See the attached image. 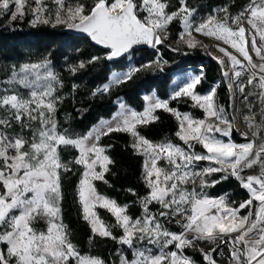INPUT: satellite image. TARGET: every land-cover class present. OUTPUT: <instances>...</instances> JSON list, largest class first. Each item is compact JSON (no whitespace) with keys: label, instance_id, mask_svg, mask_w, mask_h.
<instances>
[{"label":"snow or ice","instance_id":"1","mask_svg":"<svg viewBox=\"0 0 264 264\" xmlns=\"http://www.w3.org/2000/svg\"><path fill=\"white\" fill-rule=\"evenodd\" d=\"M13 3L15 8L9 18L15 21L17 14L20 18L26 14V0H0V15L7 14ZM52 3L56 6L54 13L43 0H35L31 23L52 27L63 24L84 33L95 45L108 50V61L125 57L136 45L157 48L168 39V26L179 20L183 28L180 42L189 49L208 48L194 33L213 38L218 42L214 47L222 56L211 52L209 55L220 65L224 78L231 81L248 72L247 83L259 87L264 97V0H248L235 15L227 7L219 9L222 16L210 15L200 22L194 19L195 9L187 5V0H179L175 11L167 10V0H114L111 4L95 0L87 13L82 4L73 6L66 0ZM99 59L93 56L88 64ZM50 64L44 59L22 64L18 69L14 66L8 77L0 80V264H105L98 257L81 254L63 223L61 181L63 173L73 171L70 165L82 169L77 198L93 236L111 238L132 249L131 258L121 255L119 264H193L184 250L195 248L197 241L207 248H200L206 264H219L218 257L225 254V264H264V139L256 145L255 139L237 144L218 138L217 134L231 137L233 121L227 119L223 107L215 104V87L204 95L197 92L204 79L203 70L184 75L171 97L191 100L194 107L203 111V119L181 113L155 96L145 97L143 111L121 101L109 120L101 119L85 134L73 136L68 129L61 131L55 118L63 99L56 94L57 85L62 84ZM153 64L159 66L160 61L142 67ZM86 67L85 62H80L70 71L76 74ZM140 70L131 67L112 72L109 82L96 88L92 95L107 94L112 87L132 80ZM158 110L170 113L178 121L175 135L187 145V150L170 141L154 144L139 133V126L159 120L155 114ZM244 119L250 130L254 126L257 129L252 132L253 137L260 139L261 125L255 123L254 117ZM112 133L130 134L131 147L146 157L144 175L149 192L140 201L143 215L135 219L127 214L126 205L120 206L99 194L94 184L108 183L106 173L114 162L107 154L111 146H102L100 139ZM241 135L247 140V132ZM192 141L199 143L204 152L193 151ZM69 148L77 155L65 162L61 150ZM162 159L168 169L159 166ZM201 161L209 166L194 170ZM257 166L258 174L241 175ZM216 173L224 175L207 179ZM229 176L237 179L249 194L238 208L231 207L224 197L209 198L203 194L205 188ZM189 183L193 185L191 189L187 187ZM153 204L159 206L158 212L150 210ZM97 207L114 216L116 226L122 230L120 237L114 236L111 227L100 219L94 211ZM245 208L249 209L248 214L240 216V210ZM164 220L174 221L182 230L170 231ZM41 221L46 225L43 230L36 226ZM221 245L227 246V253Z\"/></svg>","mask_w":264,"mask_h":264},{"label":"rangeland","instance_id":"2","mask_svg":"<svg viewBox=\"0 0 264 264\" xmlns=\"http://www.w3.org/2000/svg\"><path fill=\"white\" fill-rule=\"evenodd\" d=\"M244 1H246V3H244ZM113 2H114V0H107L108 4H111ZM43 3L48 6L50 12L54 13L56 6L52 3V0H43ZM66 3L73 5V6L76 4H82L85 6V12L87 13L88 11H90L91 7L94 6L95 0H66ZM167 3L169 5L167 10L169 11L173 7V5H172L173 2H172V0H167ZM242 3H244L243 6H240ZM247 3H248V0H187V5L190 8L195 9L194 19L196 20V22H200V21L208 18L210 15L222 16L223 13L218 12V10L225 8V7L228 8L229 12L232 15H235L236 13L241 11ZM34 6H35V0H26L25 9H24L26 14L22 18H20L19 14H17L18 18L15 21H12L9 17L11 15V11H13L15 8V5L13 3L12 5H10V11L7 14L0 15V26L5 27L3 30L9 31L8 28L15 29V28H18V25H25L26 24V25H28V27L30 26L32 28L38 27L40 25H45L43 23H37L35 25H33L31 23V21L33 20V14H32L31 8ZM141 15H143V13ZM45 26H48L51 30L59 32L60 34L66 33L65 30L67 29V27L63 24L57 25L55 27H52L51 24H48ZM178 30H179V32H178ZM182 31H183V28H182L179 20H174L168 26V39L167 40L169 42L173 43L174 48L179 49V51H176V55H184L186 58V57H194L195 55L200 53L205 58L213 60L212 56L209 55V53L211 52L215 55H216V53H219L217 51V49L214 47V44L218 43V42L214 41L213 38L204 37L198 33H194L196 39L202 41L203 44H206L209 47L204 48L201 46H197L194 49L187 48L186 45H184L182 42L179 41V36H180V33ZM7 35L10 36L8 38L9 41L15 39V37H11L12 35H10L9 32L7 33ZM68 36L69 35H65V36L60 35L57 42L52 44V46L49 47L48 49H44V50H37L34 48H29L28 45H30L31 40L28 38H26L24 40L20 37H19L20 39L17 43L9 44L5 47H1V45H0V80L6 79L14 66L18 69L19 66H21L22 64H25V63H37V62H40L44 59L50 60L51 61L50 67L58 75V77L61 81V84H62V87L57 85V93L56 94L58 96H61L63 99H62V102H60L57 106L55 118L58 121V126H59L60 130L63 131L64 129H68L69 133L73 136H80V135L85 134L93 126L98 125V122L101 119L109 120L112 117L113 113L117 111L119 102H121V101L126 103L129 107L137 110L136 108H134L132 105H130L128 103V101L126 100L125 97L120 96L114 101V104H113L115 107L114 112L109 117L98 118L97 122L92 124L90 126V128L88 130H86L85 132L83 131L82 126L79 125L78 122H76V120L74 118V110L80 106L79 104L81 101H84L86 98L91 99V101H92L96 97L101 98L103 95H110L118 87V86L112 87L111 90L107 94H97L96 96L92 95V93L94 92V90L96 88H98V87L109 82L108 78L112 72L127 71L131 67L143 68L142 67L143 65H146V64H149V63H152L154 61L159 60L160 65L159 66L156 65L155 69L159 72L158 75H160V74L163 75L165 73V71L163 70L164 69L163 66L166 65V63L164 62L163 57L161 56V51L159 49V47L164 45V43L161 45H158L157 48H155V51H151V52L155 53L154 58L152 56H147L144 53L136 52V50H135L119 61L109 62L105 58V55L107 52L106 50L100 49V48L94 46L92 43H91L92 47L90 46V48H87V50H86L83 48L84 45H82V44H78V45L75 44L74 45L68 39ZM258 43H259V40H258ZM225 47H227V46H225ZM229 50H231V49H229ZM219 54H221V53H219ZM252 55L254 57L255 62L259 63V60L255 57V54L252 53ZM93 56H98V57H100V59L98 61H96L95 63L88 64V60ZM179 57L180 56H175V59L179 60L180 59ZM103 60H105L109 64H107V66H106L103 63ZM213 61H215V60H213ZM80 62H85L87 64V67L83 70L78 71L76 74H72L70 69L73 66L78 65ZM217 65H218L220 72H221L219 80L213 85L205 86V84H204L205 82L203 79L201 84L198 85V87H197V92L201 95H204V94H207L213 87H215L216 88V94L214 97L215 104L218 107H223L225 110L224 114L227 117V119L233 121V128H232V132H231V137L230 138L229 137H223V136H220L219 134H217L218 138L224 140L225 142H228V140L230 139L231 142H234L237 144L246 143L250 139L247 138V140H246L245 137L241 135L240 129L238 128V125H241V119H240V116H238V115L236 117L235 112H234L235 91H234V88L232 86V82L224 78L222 71H221V68H220V65L218 63H217ZM153 66H155V64H153ZM89 67H91L92 72H90ZM201 70H203V68L189 66V67H185V68L183 67V68H180V69L173 71L171 73L170 84L167 87L165 98L160 97L158 92L155 90H152L150 92H143L141 94V97H140L142 102H143L142 108H141V110H137V111H143L144 110V108L146 106L145 99H144L145 97L155 96L161 100L167 101L169 103V105L173 101L180 102V101H185V100L187 101L188 100L192 103V109L193 110L191 112H181L178 109L177 110L181 113H190L196 119H203L204 118L203 111L198 107H194L193 102L191 100H189L187 98H181L180 100H173L171 98L174 90L179 86V83L181 82L184 75L199 74L201 72ZM203 73H204V70H203ZM248 76H249V73H248ZM91 77H93L92 83L90 85H88V87H84L83 84H84L86 78H91ZM104 79H106V80H104ZM73 85H76L75 90H73ZM222 86L225 87V89L227 90L228 95H229L230 103H229L228 107H225L223 104L220 103L219 90H220V88H222ZM248 86H249V84H248ZM251 86L255 90L260 89L259 87H254L253 85H251ZM263 104H262V106H264ZM137 105H139V104H137ZM170 107H171V105H170ZM252 117H254L256 124L261 125V128L259 129V133L262 132L264 130V111L262 110L259 112V114H257L256 116L253 115ZM262 117H263V119H261ZM251 130H250L251 132H253V130L257 131L255 126ZM15 131H17V132L19 131L18 126L15 129ZM177 131H178V129H177ZM23 134L28 135L27 132H25ZM103 137L104 136H102L101 139ZM132 141H133V138H132ZM167 141H170L173 144L179 145V146H181L187 150V145H185L183 143V141L179 140V138L175 134L173 136L166 135L159 142H152V141L151 142L154 144H158V143L167 142ZM190 143L193 144L194 147L192 150L195 151L196 153H203L204 152V149L202 148V146L199 143H196L195 141H192ZM107 154H108V150H107ZM76 155H77V153L73 149L69 148V149H62L61 150V157L65 162L72 161ZM139 155L143 157V160L145 162L146 157L144 155H141V154H139ZM70 166L73 167V173H75V174L78 173L79 169L82 171L80 166H75V165H70ZM159 166L163 167L165 169L169 168V165L163 159L159 161ZM207 166H209L208 162L201 161L195 165L194 170L199 171L202 168L207 167ZM68 173H63L62 179L65 176V174H68ZM249 174H258V172H252ZM222 175H224V173H216V174H213V176H211V177H207V179H209V180L219 179L220 176H222ZM143 178L145 180L144 164H143ZM79 179H80V177H79ZM97 182H102V181H94L95 186H96ZM230 183H235V185H238L242 190H244L245 193L247 194V199H248L249 194H248L247 190L244 189L243 187H241L240 182L231 176H229L228 179L223 180L220 183L216 184L215 186L205 188L203 190V194L207 195L209 198L224 197L225 201L231 207L238 208L240 203L237 202L236 194L234 193V190L232 189V184H230ZM145 184H146V180H145ZM187 187L189 189H191L193 187V185L189 183L187 185ZM196 188H197V191H200L198 184L196 185ZM96 189H97V187H96ZM97 192L99 194L109 198L108 196L100 193L98 191V189H97ZM148 192H149V189H148ZM76 193H77V191H76ZM118 205H120V204H118ZM120 206H125V205H120ZM126 206H127V214L129 216H131L132 218L135 219V218L141 217L143 215L141 202H140V210H139V212H137L136 215L134 213L130 212L128 205H126ZM80 207H81V205H80ZM150 210L154 213L158 212L159 206L153 204L150 206ZM94 211H96L97 215L100 217V219L104 222L105 225H108L111 227V230H112V233L114 236L120 237L122 235V230L116 226L115 218H114V216H112V214L110 212H108L106 209L99 208V207L94 209ZM248 211H249V209H247V208L240 210V216L247 215ZM81 212H82V208H81ZM82 215H83V213H82ZM62 220H63L64 225L67 228V231L69 234V239L71 240V234H70L68 227L64 221L63 214H62ZM163 222L165 223V226L170 231L180 232L182 230L180 228V225L176 224L174 221L168 222V221L164 220ZM88 225H89V223H88ZM36 226L41 230H43L46 227V225L43 223V221L38 222ZM89 227H90V225H89ZM90 230H91V227H90ZM233 235H235V234H233ZM96 237L100 240H105V242L103 241V244H105V245H106V243L109 244V247H108L109 251H107V253H108L107 255L109 257V260L104 258L99 253H95V254L88 253V252L85 253L82 251V249L78 245H76L72 240L71 241L77 247V249L81 252V254L90 255L92 257H98L102 261H104L105 264H119V260H120L121 255H124V256L131 258L132 249H128L126 246L120 245L116 240H113L111 238L100 237V236H96ZM107 241H109V242H107ZM202 247L205 248V251H207V248L205 247L204 243L197 241L196 247L195 248H186L184 250V254L191 258L193 264H205L206 262L204 261L203 255L201 254V251H200V248H202ZM221 248H223L225 253H227V246L226 245H221ZM192 249L194 251L200 253L202 260L196 261L194 259V257L187 254L186 251L192 250ZM153 251L155 252L157 250L153 249ZM218 261H219V264H225V262L228 261L227 254L219 256Z\"/></svg>","mask_w":264,"mask_h":264},{"label":"trees","instance_id":"3","mask_svg":"<svg viewBox=\"0 0 264 264\" xmlns=\"http://www.w3.org/2000/svg\"><path fill=\"white\" fill-rule=\"evenodd\" d=\"M172 2L173 7L169 11H175L180 6L179 0H172ZM244 3L240 6H243ZM4 28L0 26L1 47L17 43L20 38L24 40L28 38L31 40L30 45H28L29 48L44 50L57 42L60 35H69L68 33L60 34L45 25L34 28L28 27L26 24L18 25V28L15 29L8 28L9 31L3 30ZM8 32L15 39L9 41L8 38L10 36L7 35ZM68 39L74 45H84L83 48L86 50L90 46L92 47L91 42L86 38L69 35ZM173 48V43L168 40H165L164 45L159 47L161 56L166 63L163 66V70L165 71L163 75H158L159 72L155 69L156 65L150 68L140 67L141 70L133 76L132 80L118 86L110 95H103L101 98L96 97L92 101L88 98L81 101L80 106L74 110V118L82 126L83 131L88 130L92 124L97 122L98 118L109 117L115 110L113 105L114 101L120 96L125 97L128 103L137 110H141L142 108L143 102L140 97L143 92L155 90L160 97L165 98L167 87L170 84L171 73L177 69L189 66L203 68L205 86L213 85L219 80L221 72L215 61L205 58L200 53L194 57L185 58L184 55H176V51L172 50ZM136 52L144 53L153 58L155 57V53L150 50H136ZM175 56H180V59H175ZM103 63L106 66L109 64L105 60H103ZM89 70L92 72L91 67H89ZM92 78H86L83 84L84 87H88L92 83ZM219 98L221 104L225 107L229 106V95L224 86L219 90ZM170 105L181 112H191L193 110L192 103L188 100L180 102L173 101ZM156 115L159 116V120L138 127L139 133L152 142H159L166 135L173 136L178 129V122L170 113L158 110ZM100 144L102 146H111L108 148V154L114 163L109 166L110 171L106 174L108 183H96L98 191L115 200L120 205H128L130 212L136 215L140 210L141 198L148 194V189L143 178V157L131 147L132 137L127 133H112L104 136L100 140ZM80 175L81 170L79 169L77 174L72 171L65 174L62 179V214L64 221L71 234V240L83 252L92 254L99 253L109 260L107 255L109 244L106 243L105 245L103 244L105 240H100L96 236H93L88 223L83 219L76 193ZM230 184H232V189L236 194L238 203L247 199V194L244 190L238 185H235V183ZM133 191L135 195L132 194ZM186 252L188 255L194 257L196 261L202 260L200 253L193 249Z\"/></svg>","mask_w":264,"mask_h":264},{"label":"bare ground","instance_id":"4","mask_svg":"<svg viewBox=\"0 0 264 264\" xmlns=\"http://www.w3.org/2000/svg\"><path fill=\"white\" fill-rule=\"evenodd\" d=\"M216 56H222V54L216 53ZM249 79L248 73L244 72L239 78L233 77L231 80L232 86L235 91V107L234 112L237 117L240 116L241 125H238L241 133L247 132L248 139L253 140L255 139L256 145L261 143V139H264V130L260 132V139L253 137L252 130L248 128L247 122L245 121L246 116H253L259 114L260 111H264V97H261V89L255 90L252 88L251 84H247ZM246 84V85H245ZM243 86V92L240 91V87ZM264 105V104H263ZM263 119V117L261 118ZM263 129V128H262ZM254 131V130H253ZM255 147V146H254ZM252 172H259V167L257 166L253 170H246L242 173V176H247L249 173Z\"/></svg>","mask_w":264,"mask_h":264},{"label":"water","instance_id":"5","mask_svg":"<svg viewBox=\"0 0 264 264\" xmlns=\"http://www.w3.org/2000/svg\"><path fill=\"white\" fill-rule=\"evenodd\" d=\"M65 31H66V33H68L69 35H72V36H75V37L86 38V39H88V40H89L94 46H96V47H98V48H101V49H103V50L108 51L107 49H104L102 46L95 45L94 42H92L91 39H90L86 34H84V33H79V32H77V31H75V30L68 29V28H67ZM135 50H150V51H155V49H153V48H151V47H149V46H147V45H136V46L133 47L131 53H132L133 51H135ZM127 55H128V54H125V57H126ZM123 58H124V57H121V58H119V59H117V60L109 61V62H116V61H119V60H121V59H123Z\"/></svg>","mask_w":264,"mask_h":264}]
</instances>
